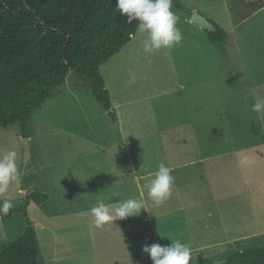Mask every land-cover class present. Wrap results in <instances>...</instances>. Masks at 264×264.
<instances>
[{"label":"rangeland","instance_id":"rangeland-1","mask_svg":"<svg viewBox=\"0 0 264 264\" xmlns=\"http://www.w3.org/2000/svg\"><path fill=\"white\" fill-rule=\"evenodd\" d=\"M179 2L181 8L173 7V11L180 18L181 44L145 53L147 34L137 31L123 53L102 68L112 103L123 101L119 114L116 111L118 120L112 117L111 109L107 111L98 103L87 77L71 72L66 83L30 118L32 159L25 170L24 136L19 126L0 129V156L15 150L19 170L8 192L0 194V202L10 198L15 204L8 215H0V243L18 238L32 224L39 239L37 258L41 264H121L139 259L140 254L128 256L127 249L141 250L145 244L155 243L144 211L97 228L89 210L113 189L111 178L118 168L114 160L122 164L123 178L144 176L169 146L184 141L199 144L204 153H219L221 147L232 146L237 154L252 161L243 169L245 178L263 187L251 201L234 194L217 203L221 210L213 218L223 225L224 232L211 233L212 239L207 240L264 231V120L251 110L257 99H264V0ZM197 11L229 31V56L235 54V44L242 43L240 50L244 48L246 56L237 58L239 67L231 63L224 66L225 49L210 41L205 28L191 22ZM232 17L247 18L238 33L230 25ZM190 26H196L198 32ZM180 83L202 84L189 96L200 102L186 107L203 119L217 120L197 123L200 137L179 136L172 138L173 142L168 133L147 135L151 118L159 119L156 123L167 130L168 125L177 123L167 116L178 119L181 112L185 113L184 99L177 93L172 95ZM119 84L127 86L120 95ZM132 93L144 99L130 103ZM189 153L198 154L197 150ZM30 191L46 193L49 199L45 205L31 201L25 210V196ZM112 194L113 190L109 196ZM112 201V197L105 199L106 203ZM166 202L171 207L176 200L170 196ZM155 224L159 225L157 221ZM248 242L247 248L263 247L264 235L252 236ZM203 259L197 256L190 264L203 263Z\"/></svg>","mask_w":264,"mask_h":264},{"label":"trees","instance_id":"trees-1","mask_svg":"<svg viewBox=\"0 0 264 264\" xmlns=\"http://www.w3.org/2000/svg\"><path fill=\"white\" fill-rule=\"evenodd\" d=\"M173 7L181 8L179 0H173ZM212 22L216 30L206 29L208 38L225 49L229 34ZM137 29L138 21L128 24L116 0H0V129L18 125L28 137L30 118L71 72L86 76L98 103L110 111L102 68ZM112 117L117 119L115 113ZM48 199L46 193L30 191L24 208L31 201L45 205ZM39 249L36 228L28 224L18 238L0 243V264H41ZM222 264H264V246L237 250Z\"/></svg>","mask_w":264,"mask_h":264},{"label":"crops","instance_id":"crops-1","mask_svg":"<svg viewBox=\"0 0 264 264\" xmlns=\"http://www.w3.org/2000/svg\"><path fill=\"white\" fill-rule=\"evenodd\" d=\"M246 19L247 18H242V21H236L232 17V22L230 23L232 29L235 31L237 30L236 33L240 32V27L243 23H245ZM190 27L191 29H194L195 32H198V30H196L198 29L196 26ZM132 42L133 41L130 43ZM230 42H232L231 35L229 36V43ZM231 46L232 44H229L224 50V66L231 63L233 64V67L235 65L237 68L240 66H238L237 58L246 56V50L244 48L240 50L242 43L238 42L235 44V54L229 56L228 53L231 52ZM122 50L124 51V48ZM123 51L116 56L121 55ZM199 85L202 84H177L176 88L173 90L175 92L172 93V95L177 93L180 98L184 99L183 104L185 105V113L181 112L178 119H174L172 116H167L168 119L171 118V120L177 122L176 125H173L172 127L168 125L167 130L161 128V126L156 123L159 119L154 120L151 118V120H149V126L147 127V129H149L147 135H153L154 131H157L160 136L168 133V136H170L171 139L179 136L193 138L200 137L201 133L197 129V123L199 126L202 121H213L217 119H203L186 107L187 105L197 104L200 102L199 99L193 100L189 97L191 95H195V89ZM126 87L127 86L119 84V95L126 89ZM130 98L132 99L130 103L135 102L137 104L140 103L139 101L141 99H144V97L142 98L134 93L130 95ZM122 102L123 101H118L113 104L115 114L116 111L119 114L118 109L123 105ZM210 133L212 134V132ZM213 135L214 137H217L219 134L214 131ZM172 141L176 142L173 139ZM184 142L185 143L182 145L179 143L178 145L169 146L167 153L162 154L163 158L155 162L154 165H152L153 167L148 169L150 171L146 172L144 176L140 175L133 177L130 175V177L126 179L123 178V172L121 174L120 167L122 164L117 161L118 159L114 160L115 164H118V168L115 170V176L111 178V183L113 184V189L111 190H113V194L112 196H109L111 192V190H109L107 196L112 197L113 201L112 203H107L115 204L120 200L138 198L140 191L143 190L148 206L152 211H142H144L147 217H149L148 220L152 225L151 237L155 243L170 245L172 242L168 237H166V239L160 237L158 229L161 227V233H166L173 239H180L182 242L188 243L193 248L196 257H205V259L202 260L203 263L195 264H222L231 253L247 248L245 244L249 243L248 241L252 238V236L264 235V231L254 234L247 233L236 235L233 237L225 236L217 241H208L207 239H212L211 233L223 234L224 232L223 225L220 224L219 221H214L213 218L216 211L221 210L218 208L217 203L228 199V197L234 196V194L237 196L241 195L240 197L245 195L248 201H251L254 195L259 193L263 187H261L262 185L254 186L245 178L244 170L238 166V161L245 155L237 154L232 146L221 147L219 153H204L199 144L186 143L187 141ZM193 150H197L198 154L190 155L189 152ZM112 155L115 159V154L113 153ZM161 160H164L167 165L174 169L173 175L175 177V186L171 197L173 201L176 200V203L171 207H168L166 205L167 202L165 201L161 205L157 206L158 210L155 211L156 205L147 199V189L144 188V185L152 179L151 173L156 171ZM135 165L137 168V164ZM235 168L239 170L237 173L234 172ZM131 174H133L132 171ZM107 197H105V199ZM165 218L169 219L162 222L161 219ZM156 221L159 225L155 224ZM138 246L140 247V244ZM200 249L203 251L197 253V250ZM137 254L141 255L138 257L139 259L132 258L130 262L126 261L121 264H153L149 254L143 251V247L141 250H138L137 248L127 249L128 256H135Z\"/></svg>","mask_w":264,"mask_h":264},{"label":"clouds","instance_id":"clouds-1","mask_svg":"<svg viewBox=\"0 0 264 264\" xmlns=\"http://www.w3.org/2000/svg\"><path fill=\"white\" fill-rule=\"evenodd\" d=\"M116 9L121 15L127 16V23L138 21L140 33H146L143 41L145 53L166 48L171 49L183 41V33L178 27L179 16L173 11V0H116ZM253 112L260 114L264 120V99H257L252 105ZM252 161L249 157H241L238 166L245 169ZM174 169L161 160L155 172L151 173L152 179L144 185L147 189V199L159 206L173 193L175 186ZM17 152L9 150L0 156V194L8 192L9 187L18 178ZM15 207L12 199L0 202V215H8ZM150 210L141 190L138 198L120 200L115 204L106 203L105 199H97L90 208L92 222L97 228L114 223L117 219H126L139 216L141 211ZM161 238L171 239L170 245L153 243L145 244L143 251L149 254L153 264H190L196 258L193 248L180 239H173L170 235L161 234ZM203 251L197 250V253Z\"/></svg>","mask_w":264,"mask_h":264},{"label":"water","instance_id":"water-1","mask_svg":"<svg viewBox=\"0 0 264 264\" xmlns=\"http://www.w3.org/2000/svg\"><path fill=\"white\" fill-rule=\"evenodd\" d=\"M191 20L202 26L203 28L210 30V31H215L216 26L214 23L208 19L207 17L201 15L200 13L196 12L192 15ZM112 113H115V109H111ZM23 145H24V161H23V168L24 170L26 169L28 163L32 159V146H31V141L29 137H24L23 138Z\"/></svg>","mask_w":264,"mask_h":264}]
</instances>
